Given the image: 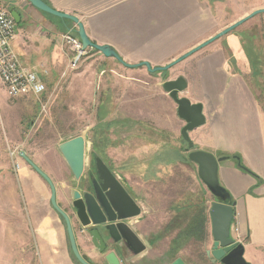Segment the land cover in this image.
I'll return each mask as SVG.
<instances>
[{
	"label": "crops",
	"instance_id": "crops-1",
	"mask_svg": "<svg viewBox=\"0 0 264 264\" xmlns=\"http://www.w3.org/2000/svg\"><path fill=\"white\" fill-rule=\"evenodd\" d=\"M43 1L57 11L77 17L91 41L111 46L129 64L147 61L151 66L165 65L173 56L203 42L205 36H213L219 23V7L213 0ZM5 2L10 12L16 11L19 17L12 47L22 64L41 75L45 73L44 77L56 78L67 72L71 52L62 44L61 35L66 31L76 33V24L40 11L27 0ZM238 40L239 37L228 36L220 49L210 45L205 52H195L189 58L195 62L194 72H191L195 80L190 86L185 77L189 72L186 66V72L182 71L188 86L180 94L191 102L202 104L205 123L189 132L194 148L217 157L226 156L218 163L217 175L220 184L229 192V203L234 202L233 225L238 228V240L244 247L243 257L248 264H264V85L247 83L240 71H236L237 60L241 57ZM223 47L230 53L233 69L224 57ZM85 53L116 60L93 48H86ZM123 66L148 72L145 66ZM29 96L10 98L0 81V246H38L43 264H74L69 255L57 258V253L69 246V241L62 217L51 206L48 183L20 156L23 150H17L14 159L17 168L9 156L11 143H20V124L29 114ZM154 144L147 147L148 154L153 156L149 163L167 165L179 158L178 148ZM56 151L54 155L60 154L64 160L58 166L48 157L43 158L44 162L30 159L50 177L55 186L56 202L64 207L71 187L66 188V180L60 174L67 163L59 149ZM134 155L138 156L139 152L127 151L115 156L124 161ZM235 155L255 176L238 166ZM136 163L133 164L138 167ZM15 184L19 195L16 189L15 194L12 193ZM133 220L143 234L137 226V217ZM74 236L82 256L88 257L90 253L87 252L96 251L78 231ZM153 248H146L132 258L135 260L132 264H161L150 252ZM176 257L177 254H171L163 264ZM99 258L88 260L92 264H103ZM206 258L208 264H217ZM122 264L130 263L126 260Z\"/></svg>",
	"mask_w": 264,
	"mask_h": 264
},
{
	"label": "rangeland",
	"instance_id": "rangeland-1",
	"mask_svg": "<svg viewBox=\"0 0 264 264\" xmlns=\"http://www.w3.org/2000/svg\"><path fill=\"white\" fill-rule=\"evenodd\" d=\"M213 2L219 7V23L212 35L264 7V0ZM228 36L239 37L241 57L237 60L236 71H240L243 81L264 85V13L254 15L198 51L202 53L210 47L220 49ZM208 37L205 36L203 41ZM61 41L67 46L62 37ZM223 50L230 69H233L230 53L224 47ZM223 54L219 52V55ZM194 55L195 52L166 71L149 73L129 70L116 60L84 53L77 67L68 66L69 70L61 76L44 77L45 73H42L46 92L39 97L31 95L27 98L29 114L20 124V143H11L13 146L9 150V156L14 154L10 157L14 166L18 149L26 151L32 160L44 162L43 158L48 157L58 166L64 160L53 151L57 152L61 142L82 135L85 167L99 157L121 181L124 180L126 188L142 205L137 226L141 227L144 236L154 241L155 246L150 252L161 264L174 253L190 264H208L204 250L211 242L208 209L213 198L198 178L196 164L187 157L189 149L180 135L184 122L177 117L175 102L161 86L164 80L179 75L184 77L182 70L186 72V66L189 72L185 77L192 86L195 76L191 72H194L195 62L189 58ZM186 60L187 63H183ZM153 142L157 146L164 143L178 148L179 158L167 165L149 163L153 156L148 154L147 147L151 148ZM127 151L132 154L138 151L139 155L124 161L116 158L115 155ZM119 156L124 158L126 155ZM60 174L66 180V188L74 187L75 180H71L66 167H62ZM15 189L16 184L12 188L13 194ZM16 193L19 195L18 189ZM201 208L204 209L203 236L193 224ZM87 253L90 255L86 258L92 260L104 255L97 249L93 254ZM66 255L74 264H79L70 246L58 252L57 258L64 259ZM42 258L38 246H0V264H43Z\"/></svg>",
	"mask_w": 264,
	"mask_h": 264
},
{
	"label": "water",
	"instance_id": "water-1",
	"mask_svg": "<svg viewBox=\"0 0 264 264\" xmlns=\"http://www.w3.org/2000/svg\"><path fill=\"white\" fill-rule=\"evenodd\" d=\"M27 1L40 11L74 22L77 27L76 34L81 42L83 50L86 48H93L105 57L115 58L127 67L145 66L150 73L168 70L176 63L207 46L222 35L229 33L254 15L264 13V7L255 9L248 15L189 49L175 60L165 65L151 66L147 61H141L136 64L126 63L111 46L107 44H97L91 41L85 32L82 22L77 17L57 11L43 0ZM11 15L16 22L19 21L16 11H11ZM161 86L173 102H175L176 114L178 118L184 122V125L180 129V134L187 143L189 149L187 157L196 164L198 178L214 198L208 209L213 244L205 249V254L212 263L248 264L243 257L244 247L242 242L235 239L230 234V224L234 217V202L229 203V192L220 184L217 175L218 163L224 160L226 156L217 157L208 151L194 148V143L189 136L190 131L205 123L202 104L199 102H191L187 97L180 95V93L187 88V81L182 75L173 79L164 80ZM58 149L69 166L73 176L76 179L79 178L84 167V137L82 135H77L69 138L61 142L58 145ZM20 156H22L27 164L48 183L50 187L51 206L65 221L70 249L74 258L79 264H90L83 258L77 248L68 214L56 202V191L52 180L23 151L20 152ZM95 161L96 168L102 181L101 190H95L93 194L89 192L80 193L78 190H73L71 193L72 206L75 209L76 217L81 226L91 227L89 234L92 242L98 252L105 253L104 259L106 263L121 264L115 251L110 250L106 252L109 246H104L102 236L105 235V233L114 239H124L130 246L123 247L134 255L140 254L151 246H149L148 241L144 240V244L148 245L145 246L127 223L121 222L122 219L138 216L141 212L139 204L129 195L123 185L99 157H96ZM168 264H186V262L182 257L177 256Z\"/></svg>",
	"mask_w": 264,
	"mask_h": 264
},
{
	"label": "built area",
	"instance_id": "built-area-1",
	"mask_svg": "<svg viewBox=\"0 0 264 264\" xmlns=\"http://www.w3.org/2000/svg\"><path fill=\"white\" fill-rule=\"evenodd\" d=\"M16 21L5 2L0 0V81L11 97L25 95L41 96L46 92V85L41 74L24 66L12 47ZM70 49V66L77 67L85 50L82 49L78 36L66 31L61 35ZM13 152L10 157H13ZM18 167V164H15ZM232 236L238 240V228L233 225Z\"/></svg>",
	"mask_w": 264,
	"mask_h": 264
},
{
	"label": "flooded vegetation",
	"instance_id": "flooded-vegetation-1",
	"mask_svg": "<svg viewBox=\"0 0 264 264\" xmlns=\"http://www.w3.org/2000/svg\"><path fill=\"white\" fill-rule=\"evenodd\" d=\"M106 165L109 168V170L115 175V177L119 180V182L123 185V187L129 193V195L131 197H133L135 199V201L137 202L136 198L126 188L125 183L123 181H121L116 176V174L113 172V170L110 168V166L108 164H106ZM66 169L69 171V175H70L71 180H75V183L73 182L75 185H74V187H71V189L67 193L68 196H66V198H65L66 199L65 206L64 207L60 206V207L68 214V216L70 218V222H71V226H72L74 235H75V231H78L81 235H83L85 237L86 243H87L88 246H94L95 247V245L92 242L91 236L89 234V230H90L91 227H83V226H81L79 220L76 217L75 209L72 206L71 193H72V189L78 190L80 193L89 192V193H92V194L94 193L95 190L96 191H100L101 190L102 181L100 179V175H99L98 170L96 168V161L94 159L93 162H89L87 164V167H85V150H84V167H83V171H82L80 177L76 179L73 176V174H72L71 170L69 169L68 165H67ZM213 200H214V198L212 199V201ZM137 203L139 204L140 209H141L142 205L139 202H137ZM135 217H137V216H132V217H128L126 219H122L121 222L127 223V225L130 227V229L137 234V236L139 237V239L141 240V242L143 244H144V240H146V241H148L149 246H155L154 245V241L152 240V238L144 236L136 228V225H135V221L136 220H133ZM62 220H63V222L65 224V221H64L63 218H62ZM232 227H233V219H232L231 224H230V234L231 235H232ZM210 235H211V232H210ZM102 237H103L104 246H109L106 252H108L110 250L115 251L117 253V256H118L121 264L125 263L126 260L130 264L134 263L135 260H132V258H135L138 254L134 255L130 251L125 249V247H123V246H130V245H128L125 242L124 239H122V238L114 239V238H111L106 233ZM212 244H213V240L211 238V242L209 243L208 246H212ZM76 245H77V243H76ZM144 245L148 246L146 244H144ZM69 246H70V244H69ZM99 254H103V253H99ZM104 255H105V253H104ZM104 255L101 258H99V260L103 264H107L105 259H104ZM83 258H85L89 262V260L85 256H83ZM90 264H92V263H90Z\"/></svg>",
	"mask_w": 264,
	"mask_h": 264
},
{
	"label": "trees",
	"instance_id": "trees-1",
	"mask_svg": "<svg viewBox=\"0 0 264 264\" xmlns=\"http://www.w3.org/2000/svg\"><path fill=\"white\" fill-rule=\"evenodd\" d=\"M76 34V33H75ZM77 35V34H76ZM235 159H236V161H237V163L239 164L238 166L241 168V169H243V170H245L246 172H249L250 174H252V175H254L255 176V174H253L248 168H246L242 163H241V160H240V158H239V156H233ZM204 208V207H203ZM203 208H201L200 210H199V214H198V216H196L195 217V222H193V224L195 225L196 224V231H198V232H200L201 233V236H203L204 235V216L202 215V213H203V210L205 209H203ZM197 219V220H196Z\"/></svg>",
	"mask_w": 264,
	"mask_h": 264
}]
</instances>
